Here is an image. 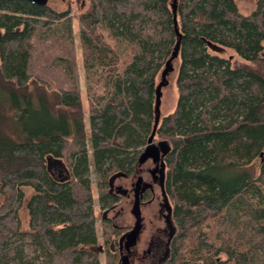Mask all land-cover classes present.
<instances>
[{"label":"trees","instance_id":"obj_1","mask_svg":"<svg viewBox=\"0 0 264 264\" xmlns=\"http://www.w3.org/2000/svg\"><path fill=\"white\" fill-rule=\"evenodd\" d=\"M85 1L73 21L0 0V264H100L94 210L118 203L112 180L132 177L149 145L166 147L163 264H264V0L247 15L234 0ZM173 60L174 109L157 118L156 78ZM100 226L114 264L116 232Z\"/></svg>","mask_w":264,"mask_h":264},{"label":"rangeland","instance_id":"obj_2","mask_svg":"<svg viewBox=\"0 0 264 264\" xmlns=\"http://www.w3.org/2000/svg\"><path fill=\"white\" fill-rule=\"evenodd\" d=\"M234 3L239 10V12L242 15H247L252 9L254 5V0H234ZM47 6L51 8L54 11L57 12H64L65 10L70 11V16L73 21H75L78 14L83 13L87 8V3L85 0H48ZM74 24V22H73ZM263 49H264V43H263ZM212 51H210L211 53ZM75 56H76V64L78 66L77 72L79 75V82L81 86V105L83 107L84 115L83 120L86 124L87 122V115H86V109H87V103L84 98L83 94V80H82V73L79 70V61H78V54L79 49L77 45V40H75ZM217 55L222 56L225 59H228L230 62V66L232 68L238 67L243 62L232 52L230 51H221V52H215ZM178 67V61L173 60L171 62L170 69H167V72L162 76L159 75L156 78V92H155V104H154V113L158 117H163L171 113L174 109L175 101H176V91H175V76H176V70ZM85 132L87 133V128H84ZM7 131H11L13 137L21 135V128L18 124H10ZM166 147L163 146L162 149L159 151L160 156L158 160V166H159V184L158 187L162 189L161 182L163 179V165H162V157L165 154ZM149 162V161H146ZM144 167L145 164L143 165ZM152 167V165L150 164ZM258 166V160H255L249 167H247L246 171L249 175H255L257 171ZM58 166H50L51 172L56 173V168ZM59 170V169H58ZM142 178H144V175H141ZM90 179L92 182V192H94V181L95 176L90 175ZM133 179L131 177L125 178V177H116L112 180V191L116 194H121L122 196H119L120 199L117 204L113 206L112 209L101 212L97 208L94 210L95 214V225H96V233L98 237V252L100 256V264L103 263V250L105 248L102 245V229H101V219L105 217V219L111 220L112 226H114V231L116 232L115 236L111 237L112 234L109 235L111 238L110 242H113L116 245V241L119 237V234H122L123 232L127 231L134 223V217L131 211L132 206V196L130 193V189L132 188V182ZM153 188V194L152 196L147 195V197L144 200L140 201L139 205V213H140V229L137 234V238L134 240V244L131 245V248L129 249V253L126 254V264H157V260L159 259L158 255L161 257L164 253L163 251V245L166 242V236L163 235L162 239L160 238L161 234L160 231L164 229L163 224V218H161L165 211L162 207V211L158 206V203L160 201V194L157 186H152ZM23 190V200L21 207L18 211V220L20 224V228L22 230H27V212L25 210V202L29 198V196L32 194L31 190L29 188H24ZM125 192V193H124ZM118 194V195H119ZM94 196V194H93ZM95 196L93 197V202L95 205ZM150 199V200H149ZM160 211V213H159ZM132 229V228H131ZM131 229L126 233L128 234ZM160 238L161 244L158 248V255L155 253L154 250L145 253L148 249V243L153 242L154 239ZM152 239V240H151ZM100 248V250H99ZM117 252V251H116ZM116 261L114 264H121L118 260V254L116 253ZM119 261V262H118Z\"/></svg>","mask_w":264,"mask_h":264},{"label":"flooded vegetation","instance_id":"obj_3","mask_svg":"<svg viewBox=\"0 0 264 264\" xmlns=\"http://www.w3.org/2000/svg\"><path fill=\"white\" fill-rule=\"evenodd\" d=\"M144 164L146 166L143 168L144 169V173H143V175H144L143 179L144 180L140 183L139 189H138L139 205H140V201L144 200L147 197V195L152 196V194H153L152 186H154V185L157 186V188L159 190V194H160V201H161L158 203V206L161 209V211H162V207L165 211V214L161 217V218H163L164 229L160 231V234H161L160 238L162 239L163 235L166 236V240H165L166 242H164L165 244L163 245L164 253L162 254L161 257L158 255V253L160 251V250L158 251V248L160 247V244L162 241L160 238L155 237L156 239H154L153 242L148 243V249L146 250L145 253L147 254L148 252L154 250L155 253L159 257V259L157 260V264H163L165 261V258H166L167 242H168L169 238L171 237V235L173 234V230L171 228L170 218H169V207H168L167 202L164 198V194L162 193L161 188L158 187V184H159V166H158V163H157L156 167H155V165H153L152 161L145 162ZM150 164L152 165V167L150 166ZM51 166H57V164L52 163ZM155 169L157 170L155 181L153 183H149V181H146V180H149V179L152 180L153 179L152 172ZM134 172H135V170H134ZM134 172H133L131 178L135 182L136 178L134 176ZM134 182L132 183V188L130 189V193L132 196V202H133ZM159 213H160V211H159ZM109 221L111 222V220H109ZM133 225H134V223H133ZM133 225L131 226V228H133ZM131 228H129L127 231L123 232L122 234H119V237L116 241V245L113 242H111L109 245L110 250L112 252L117 251L116 253L118 254V258H119L118 260L120 261L121 264H122L123 255L126 256V254L129 253V249L131 248V244L128 246V243H130L129 238L126 237V235H127L126 233ZM135 238H137V237H135Z\"/></svg>","mask_w":264,"mask_h":264},{"label":"water","instance_id":"obj_4","mask_svg":"<svg viewBox=\"0 0 264 264\" xmlns=\"http://www.w3.org/2000/svg\"><path fill=\"white\" fill-rule=\"evenodd\" d=\"M23 1H26V2H29L30 4H34V5H37V6H41V7H44L47 5V2L48 0H23ZM172 11L174 10V5H172ZM208 47L210 48V50H215L214 46H211L208 44ZM169 64V63H168ZM170 65L168 67H166V69L161 73V75L163 76L166 72H167V69H170ZM162 146L161 145H158V146H155V145H149L147 146L143 153L140 155L139 159H138V162L136 164V167H135V172H134V176L136 178L135 182H134V190H133V202H132V206H131V211H132V214H133V217H134V225H133V228L131 229V231L126 235L127 238H129V241L130 243H128V246L131 244L133 245L134 244V239L135 237L137 236L138 232H139V229H140V213H139V196H138V189H139V185L140 183L144 180L142 178L141 175H143L144 173V163L146 161H152L153 162V165H157L158 163V160H159V156H160V153L159 151L161 150ZM50 164L49 160H47V167L48 165ZM156 173H157V170H153L152 172V176H153V179L152 180H146V181H149V183H153L155 181V178H156ZM100 250V248H99ZM122 264H126V256L123 255L122 257Z\"/></svg>","mask_w":264,"mask_h":264}]
</instances>
